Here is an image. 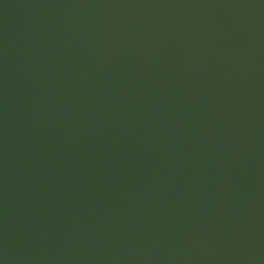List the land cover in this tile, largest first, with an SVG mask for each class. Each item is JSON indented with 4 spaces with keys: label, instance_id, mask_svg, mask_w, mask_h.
Wrapping results in <instances>:
<instances>
[{
    "label": "water",
    "instance_id": "water-1",
    "mask_svg": "<svg viewBox=\"0 0 264 264\" xmlns=\"http://www.w3.org/2000/svg\"><path fill=\"white\" fill-rule=\"evenodd\" d=\"M0 264H264V0H0Z\"/></svg>",
    "mask_w": 264,
    "mask_h": 264
}]
</instances>
